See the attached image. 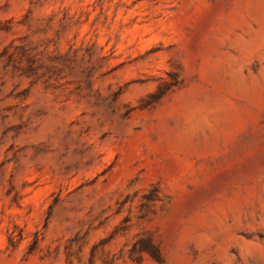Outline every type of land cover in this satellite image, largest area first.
<instances>
[{
    "label": "rangeland",
    "instance_id": "obj_1",
    "mask_svg": "<svg viewBox=\"0 0 264 264\" xmlns=\"http://www.w3.org/2000/svg\"><path fill=\"white\" fill-rule=\"evenodd\" d=\"M0 264H264V0H0Z\"/></svg>",
    "mask_w": 264,
    "mask_h": 264
},
{
    "label": "bare ground",
    "instance_id": "obj_2",
    "mask_svg": "<svg viewBox=\"0 0 264 264\" xmlns=\"http://www.w3.org/2000/svg\"><path fill=\"white\" fill-rule=\"evenodd\" d=\"M239 15V14H238ZM237 17V15L235 16V18ZM238 19H240V18H236V20L238 21ZM239 22V21H238ZM259 37V34H257L256 36H254L253 38H250V40H249V42H247V43H244V44H242V45H245V47H251V46H253L255 43H256V41H257V38ZM193 104V103H192ZM195 109H196V107L195 106H191V107H189V110H186V112H185V116L186 117H194L195 116Z\"/></svg>",
    "mask_w": 264,
    "mask_h": 264
}]
</instances>
